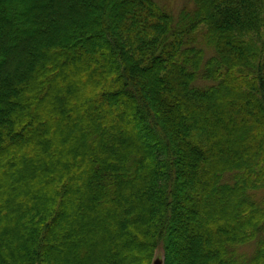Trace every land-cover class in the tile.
<instances>
[{
  "label": "trees",
  "instance_id": "obj_1",
  "mask_svg": "<svg viewBox=\"0 0 264 264\" xmlns=\"http://www.w3.org/2000/svg\"><path fill=\"white\" fill-rule=\"evenodd\" d=\"M188 2L0 0V264H264V0Z\"/></svg>",
  "mask_w": 264,
  "mask_h": 264
},
{
  "label": "rangeland",
  "instance_id": "obj_2",
  "mask_svg": "<svg viewBox=\"0 0 264 264\" xmlns=\"http://www.w3.org/2000/svg\"><path fill=\"white\" fill-rule=\"evenodd\" d=\"M157 2L159 3L160 6L171 11L172 14L176 17L178 16L181 9L189 3L188 0H157ZM198 84L201 86L205 85V83L203 82H200ZM225 182L232 183L233 180L228 175L226 176ZM258 243H259V240L237 247L235 250L237 257H241V258L252 257V255L254 254V252L256 251L258 247ZM163 262H164L163 252L162 250H158L156 253L155 264H163Z\"/></svg>",
  "mask_w": 264,
  "mask_h": 264
},
{
  "label": "water",
  "instance_id": "obj_3",
  "mask_svg": "<svg viewBox=\"0 0 264 264\" xmlns=\"http://www.w3.org/2000/svg\"><path fill=\"white\" fill-rule=\"evenodd\" d=\"M155 264V263H154Z\"/></svg>",
  "mask_w": 264,
  "mask_h": 264
}]
</instances>
